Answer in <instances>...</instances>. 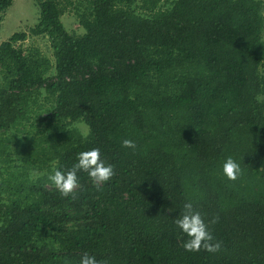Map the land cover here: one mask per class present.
Returning a JSON list of instances; mask_svg holds the SVG:
<instances>
[{
  "label": "trees",
  "instance_id": "1",
  "mask_svg": "<svg viewBox=\"0 0 264 264\" xmlns=\"http://www.w3.org/2000/svg\"><path fill=\"white\" fill-rule=\"evenodd\" d=\"M13 1L0 0V15ZM34 2L36 24L0 42V264H79L85 253L264 264V0ZM69 8L83 33L65 29ZM29 36L47 38L52 61L23 50ZM29 107L36 132L9 150ZM92 148L115 175L97 185L81 171L61 195L49 174ZM228 156L242 168L235 181ZM187 202L219 217L218 252L185 250L175 219Z\"/></svg>",
  "mask_w": 264,
  "mask_h": 264
},
{
  "label": "clouds",
  "instance_id": "2",
  "mask_svg": "<svg viewBox=\"0 0 264 264\" xmlns=\"http://www.w3.org/2000/svg\"><path fill=\"white\" fill-rule=\"evenodd\" d=\"M122 147L135 149L136 143L132 139H123ZM85 172L94 184L109 182L115 175L114 166L107 163L100 148H92L77 154L76 162L70 170L64 171L54 169L48 176V180L59 190L60 194L68 197L79 186L78 173ZM223 175L230 181L237 180L242 174L240 163L231 156L225 158L222 164ZM219 217L206 222L204 216L194 208L192 202L183 206V212L175 219V225L187 236L184 248L189 252L200 251L201 248L208 252L215 253L221 249V241L215 240L209 229V223H216ZM79 264H109L107 259L98 260L95 255L85 253L79 260Z\"/></svg>",
  "mask_w": 264,
  "mask_h": 264
},
{
  "label": "rangeland",
  "instance_id": "3",
  "mask_svg": "<svg viewBox=\"0 0 264 264\" xmlns=\"http://www.w3.org/2000/svg\"><path fill=\"white\" fill-rule=\"evenodd\" d=\"M38 16L39 8L35 4L34 0H14L6 14L0 15V42L1 40H7L14 33L22 31L29 32V29L36 24ZM61 21L68 32L75 34L83 33V30L79 26L78 19L74 11L70 10V8L69 10L67 9L65 14L62 16ZM18 44L23 48L25 52H37V54L40 53V56H45L51 61L53 60L52 53L49 48V42L46 37L29 36L24 42H18ZM33 109L35 108L29 107V111L26 116L27 119L23 120V122L18 125V132H16L14 128L9 132L8 136H13L10 142L11 146L9 150L14 149L13 139L15 138V135L17 137L26 134L28 137H30L31 134H35L36 130L34 128H30L31 123H38V120H35L34 117L36 115V111H34ZM38 127H40L39 124H37V128ZM73 127L80 133L87 134L88 127L83 123H75ZM15 165L17 167H20L22 165V157L19 158L18 162L15 163ZM32 173L36 174L37 171H32Z\"/></svg>",
  "mask_w": 264,
  "mask_h": 264
}]
</instances>
